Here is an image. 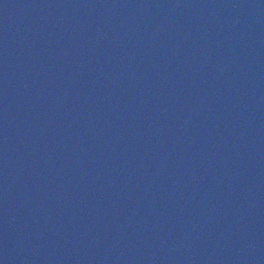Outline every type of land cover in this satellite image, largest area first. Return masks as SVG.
<instances>
[{"label":"water","instance_id":"obj_1","mask_svg":"<svg viewBox=\"0 0 264 264\" xmlns=\"http://www.w3.org/2000/svg\"><path fill=\"white\" fill-rule=\"evenodd\" d=\"M0 264H264V0H0Z\"/></svg>","mask_w":264,"mask_h":264}]
</instances>
